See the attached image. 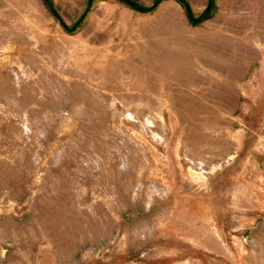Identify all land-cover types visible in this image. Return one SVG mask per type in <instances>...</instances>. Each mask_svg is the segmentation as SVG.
Here are the masks:
<instances>
[{
	"label": "rangeland",
	"instance_id": "rangeland-1",
	"mask_svg": "<svg viewBox=\"0 0 264 264\" xmlns=\"http://www.w3.org/2000/svg\"><path fill=\"white\" fill-rule=\"evenodd\" d=\"M0 264H264V0H0Z\"/></svg>",
	"mask_w": 264,
	"mask_h": 264
},
{
	"label": "trees",
	"instance_id": "trees-1",
	"mask_svg": "<svg viewBox=\"0 0 264 264\" xmlns=\"http://www.w3.org/2000/svg\"><path fill=\"white\" fill-rule=\"evenodd\" d=\"M123 2H125L126 4H128L129 6L133 7L134 9H138V10H150L151 8H153L156 3L159 1V0H156V3L153 5V6H150V7H147V8H144L142 6H139L137 5L135 2H133L132 0H121ZM190 18V16H189ZM191 19V18H190ZM192 20V19H191ZM64 26V24H62ZM65 27V26H64Z\"/></svg>",
	"mask_w": 264,
	"mask_h": 264
}]
</instances>
